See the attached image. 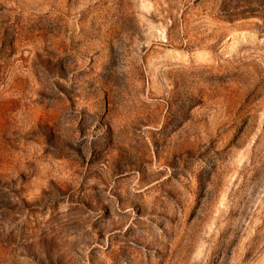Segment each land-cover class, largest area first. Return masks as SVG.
<instances>
[{"label": "rangeland", "instance_id": "374dc122", "mask_svg": "<svg viewBox=\"0 0 264 264\" xmlns=\"http://www.w3.org/2000/svg\"><path fill=\"white\" fill-rule=\"evenodd\" d=\"M0 264H264V0H0Z\"/></svg>", "mask_w": 264, "mask_h": 264}]
</instances>
